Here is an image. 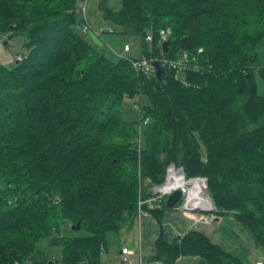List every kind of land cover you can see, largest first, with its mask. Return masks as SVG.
<instances>
[{
    "label": "trees",
    "instance_id": "trees-1",
    "mask_svg": "<svg viewBox=\"0 0 264 264\" xmlns=\"http://www.w3.org/2000/svg\"><path fill=\"white\" fill-rule=\"evenodd\" d=\"M120 2L98 8L138 40L137 59L95 46L77 0H0V40L20 37L26 51L0 65V264H101L107 235L139 213L159 227L150 264H244L196 230L165 241V200L139 203L152 197L144 182L161 185L174 165L205 178L214 215L231 217L264 253V92L255 79L264 83V0ZM182 53L196 68L163 66ZM143 58L157 60L159 76L134 68ZM127 98L139 99L137 122L121 117ZM51 239L58 258L38 249Z\"/></svg>",
    "mask_w": 264,
    "mask_h": 264
},
{
    "label": "rangeland",
    "instance_id": "rangeland-1",
    "mask_svg": "<svg viewBox=\"0 0 264 264\" xmlns=\"http://www.w3.org/2000/svg\"><path fill=\"white\" fill-rule=\"evenodd\" d=\"M100 1L102 0H77V7L80 10H84V23L89 27L88 32H93L99 36L100 40L103 42L105 53L109 58L113 60H116L118 57L137 59L140 53L138 40L135 38L129 39L124 35L118 33V27L102 18V12L98 8ZM103 1L108 8L114 11L120 9L121 7L120 0ZM79 15L83 18L81 12ZM4 43L6 44L4 45ZM22 43L23 39L20 37H14L5 41L0 40V65H4L5 67L9 68L16 62L19 56L25 54L26 51L22 47ZM124 45H127L129 47L128 52L124 51ZM256 54L259 59V65L264 66V38L257 46ZM255 79L259 94H263V81L260 79L258 74H256ZM146 102L147 101L145 97L141 98L140 103L138 98L125 99L121 106L122 119L127 122H137L138 120H140L141 116L138 109L136 108V104L139 103L140 106H143L146 104ZM199 179L203 178L199 177ZM202 184V191L209 198L206 192V179L202 181ZM143 188L147 190V187L144 184ZM186 188H189V186H186ZM209 200L211 201L210 198ZM169 211H172V209ZM179 211L181 210L179 209ZM215 211L210 212L209 214H214ZM138 236L139 235L136 223L131 225L130 228H127L126 226L123 227L118 234L109 233L107 235V249L104 250L101 254V264H118V261L120 259L119 251L123 246H127L126 248L130 249L135 247L136 245L138 251ZM38 249L48 253V255H50L51 257L58 258L60 256V247L52 244L51 240L49 242L41 241L38 244ZM259 250L260 251H258L254 255H251L249 262L260 260L264 264V253L262 249Z\"/></svg>",
    "mask_w": 264,
    "mask_h": 264
},
{
    "label": "crops",
    "instance_id": "crops-1",
    "mask_svg": "<svg viewBox=\"0 0 264 264\" xmlns=\"http://www.w3.org/2000/svg\"><path fill=\"white\" fill-rule=\"evenodd\" d=\"M203 217L202 220L196 221L179 211V208L166 212L162 221L164 240L172 242L176 237L182 236L187 231L196 230L207 236L212 243L219 245L230 255L244 262V264L261 262L260 260L249 262L251 255L260 251V247L253 235L243 229L231 217H217L208 213L203 214ZM135 223L139 235V250L137 251L136 245L130 249L137 258L141 257L143 264H150V259L154 253V242L159 235V227L154 218L148 213H143L139 219H135L133 224ZM123 247L126 248L127 246ZM175 264L206 263L200 257H180Z\"/></svg>",
    "mask_w": 264,
    "mask_h": 264
},
{
    "label": "bare ground",
    "instance_id": "bare-ground-1",
    "mask_svg": "<svg viewBox=\"0 0 264 264\" xmlns=\"http://www.w3.org/2000/svg\"><path fill=\"white\" fill-rule=\"evenodd\" d=\"M80 12L82 13L83 15V18L85 19V16H84V10H80ZM89 28L87 27V24H85L82 28V32L83 33H86L88 32ZM89 33V32H88ZM95 34V33H94ZM168 34H169V31L168 30H162L160 31V38H161V41L162 43L165 42V41H169L168 40ZM98 38L99 36L97 34H95ZM90 38V37H89ZM100 39V38H99ZM103 43V42H102ZM161 43V44H162ZM170 44V43H169ZM103 48V47H102ZM169 48V46H168ZM162 50V48H161ZM124 51L125 52H128L125 50L124 48ZM168 51V50H167ZM199 52H201V50H199ZM163 53V52H162ZM184 55L187 56V59H184ZM145 59L149 65L151 66L152 69H146V68H135L136 70H143L144 72L146 73H151L153 72L155 69L153 67V64L154 63H157V60H149V59H146V58H143ZM142 60V59H141ZM140 60V61H141ZM136 62H139V61H133L132 62V65ZM195 57H190L188 54L186 53H182L180 55V57L177 59V60H164L162 61V64L163 66H166L167 68L169 69H172V70H175L176 72H185L187 69H193V68H196L195 67ZM158 64V63H157ZM159 68H160V65L158 64ZM156 71V70H155ZM160 71L161 68H160ZM157 73V72H156ZM161 73V72H160ZM157 75V74H156ZM160 75V74H159ZM157 75V76H159ZM138 106V105H137ZM147 122V120L145 121ZM170 166H173L174 165H170ZM178 169H181V168H178ZM182 170V169H181ZM183 171V170H182ZM181 176H182V179H181V176L179 173H177L171 180L173 181V183H170V184H167V187L170 188V186H180V185H186V186H189L190 187V191H189V203L187 206H192L193 208L194 207H202L203 209L204 208H210V203H209V200H208V197L203 193V191L201 192V185L202 184V180L198 179V178H193V179H186L185 178V174H183L181 171H179ZM163 184V183H162ZM161 184V185H162ZM144 185L147 187V190L148 192L152 195L153 194V190L154 188L156 187H160L161 185H153L151 184L149 181H145L144 182ZM145 201H141L139 203V206H141V204H144ZM212 208V207H211ZM210 208V209H211ZM213 211H215V207L213 205V208H212ZM211 211V212H213ZM143 214V213H142ZM140 218V215L137 214V219ZM124 248V247H122ZM136 264H143L142 263V259H139L136 261ZM155 264H159V263H155Z\"/></svg>",
    "mask_w": 264,
    "mask_h": 264
},
{
    "label": "built area",
    "instance_id": "built-area-1",
    "mask_svg": "<svg viewBox=\"0 0 264 264\" xmlns=\"http://www.w3.org/2000/svg\"><path fill=\"white\" fill-rule=\"evenodd\" d=\"M145 40L147 42H150L151 36H149V35L146 36ZM124 48L126 51H129V47L127 45H125ZM183 57H184V59L189 60L186 55H184ZM133 66L135 68L152 69L151 66L149 65V63L145 59H142L141 61L134 63ZM144 123H146V122H144ZM177 173L180 174L179 169H175L172 166L168 167L165 182L160 187L154 188L152 197L145 201V203H147L150 208L156 207V204H159L161 202V200H163L165 197L170 195L176 189H179L183 194L184 202L182 204V207H186L188 205L189 195H190L189 194L190 187L186 188V185L170 186V188L167 187V184L173 183V181L171 179ZM180 176H181V174H180ZM181 179H182V176H181ZM202 187H201V190H202ZM183 213L186 214L188 217L193 218L196 221L202 220L204 218L203 215L196 213V212H183ZM139 215L141 216L142 213H139ZM120 252L121 253H120L119 264H136V261L141 259V257L137 258L135 256V254L133 253V251L128 249V248L124 247L121 249ZM255 264H263V263L262 262H256Z\"/></svg>",
    "mask_w": 264,
    "mask_h": 264
},
{
    "label": "water",
    "instance_id": "water-1",
    "mask_svg": "<svg viewBox=\"0 0 264 264\" xmlns=\"http://www.w3.org/2000/svg\"><path fill=\"white\" fill-rule=\"evenodd\" d=\"M88 36L90 37L92 43L95 46H97L98 48H102L103 47L102 41L93 32H89L88 33ZM5 44L6 43H4V45ZM168 46H169V41H165V42H163L161 44V48H162V52L163 53H166L167 52ZM153 67H154V69L157 72L156 74L159 75L161 71H160V68H159L158 64L157 63H154L153 64ZM179 171H181L184 174V172L181 169H179ZM200 180L203 181L205 179L203 178V179H200ZM182 196H183V194H182V192L179 189L174 190L170 195L167 196V198L165 200V207L167 209L174 208L178 204V202L182 200V198H183ZM208 200H209V198H208ZM209 203H210V208L211 207L213 208V203L210 200H209ZM210 208H204L203 209L202 207H194L193 208L192 206H186V207H182L181 210L183 212H199V213H208L209 214L211 211H213L212 208L211 209ZM78 228L79 227L77 226L76 229L78 230ZM72 229H74V228H72ZM51 242L53 244L54 243V240L51 239Z\"/></svg>",
    "mask_w": 264,
    "mask_h": 264
}]
</instances>
